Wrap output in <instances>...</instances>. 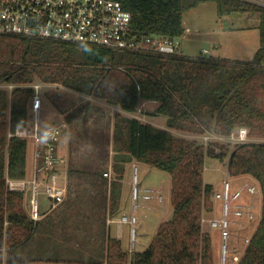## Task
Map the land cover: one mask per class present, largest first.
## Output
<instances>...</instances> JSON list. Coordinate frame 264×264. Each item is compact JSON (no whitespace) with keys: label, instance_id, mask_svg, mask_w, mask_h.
Masks as SVG:
<instances>
[{"label":"trees","instance_id":"1","mask_svg":"<svg viewBox=\"0 0 264 264\" xmlns=\"http://www.w3.org/2000/svg\"><path fill=\"white\" fill-rule=\"evenodd\" d=\"M117 1L131 14L134 33L170 38L183 35L184 12L202 2H215L220 14L224 10L257 12L259 48L251 61L240 62L201 54L140 55L0 35V86H14L11 91L0 87V264H214L212 237L203 230L214 211V188L203 179L206 158L220 162L227 158L229 177H250L257 183L262 204L257 227L253 233L239 228L249 241L244 242L237 264H264V143L235 144L230 151L217 141L205 145L170 132L227 137L246 128L249 137L264 140V7L238 0ZM34 83L64 88L119 110L112 126L109 220L121 215L122 180L132 162L170 175L172 216L159 224L143 252L129 256L121 241L109 236L101 262L24 259L4 263L3 248L22 246L38 228L26 208L25 193L9 186L10 181L27 179L29 142L16 131L33 128ZM140 102L156 103L148 115L163 117L170 131L128 116L137 112ZM40 120L41 112L39 126H47Z\"/></svg>","mask_w":264,"mask_h":264},{"label":"rangeland","instance_id":"2","mask_svg":"<svg viewBox=\"0 0 264 264\" xmlns=\"http://www.w3.org/2000/svg\"><path fill=\"white\" fill-rule=\"evenodd\" d=\"M259 20L257 12L224 10L220 14L215 2L199 3L183 14V27L189 29L184 31L181 39L183 55L207 56L203 54V51H207L210 53L207 57L249 62L259 48ZM41 100V123H66L58 152L64 158L59 172V184L66 187L67 194L64 202L52 209V202L44 193L43 185L46 180L40 179L43 185L38 188L36 201L38 214L42 216L37 220V231L20 247H4V263L24 259L101 262L106 253L107 238L115 235L117 227L122 228V248L129 256L143 252L159 224L172 216L170 175L132 162L127 166L125 178L123 177L121 216L109 220L107 205L110 182L114 175L108 170L114 154L113 116L119 110L103 101L54 86L42 87ZM156 106L154 102H140L137 112L131 116L155 128L168 130L163 117L148 115ZM67 116L70 117L69 122L65 121ZM170 132L178 137L203 142L199 136ZM27 140L31 166L32 158L34 161V145L31 138ZM249 140L257 143L264 141L251 137ZM217 142L226 145L230 151L233 149V143ZM106 171L109 173L108 177L103 175ZM33 179L34 177L28 182ZM204 179L217 188L218 192L222 191L225 181L230 182L234 190L245 184L257 186L250 177H229L227 158L222 162L206 158ZM146 190L150 191L149 199L144 198ZM24 193L26 208L30 211V187ZM243 202L251 203L255 212L260 213L261 196L255 199L244 196ZM217 203L221 211V201L218 200ZM131 215L135 217L133 232L132 226L122 220L123 216L129 218ZM220 215L221 212L214 218H219ZM231 221L226 264H235L231 263L232 255L240 257L243 253L245 236L239 232V228H249L253 233L258 219L248 221L244 218H232ZM203 230L212 237L214 264H222L219 231L211 228L207 219L203 223Z\"/></svg>","mask_w":264,"mask_h":264},{"label":"built area","instance_id":"3","mask_svg":"<svg viewBox=\"0 0 264 264\" xmlns=\"http://www.w3.org/2000/svg\"><path fill=\"white\" fill-rule=\"evenodd\" d=\"M257 7H264V0H238ZM0 35H12L23 38L48 40L61 43L94 45L117 52L140 55H156L171 57L182 55L181 36L165 37L161 35L136 34L132 29V16L117 0H0ZM204 55H209L203 51ZM44 85L34 83L31 87L34 95L31 101L33 112V128L17 129L16 135L31 138L34 145L35 172L34 179L28 181L9 182L11 189L25 192L30 187V217L37 221L38 214L36 197L40 179H45L44 193L52 202V209L62 204L66 198V187L59 184L60 167L64 158L58 152V145L66 128V123H58L48 127L39 126L42 108L41 91ZM8 90L13 85H1ZM205 145L212 141L245 144L249 140L246 128H239L227 137L215 134L202 136ZM257 143V142H256ZM260 143V142H258ZM261 143H264L262 141ZM108 177L109 173H104ZM150 191L146 190L145 199H149ZM244 196L251 199L260 197L257 186L245 184L233 189L230 182H223L220 192L213 194L215 201H221V215L209 220L211 228L219 231L222 241L221 263L226 264L230 239L232 218H244L248 221L257 219L251 203H244ZM122 220L132 226L135 217L123 216ZM249 238L244 242L248 243ZM239 257L232 255L231 263L237 264Z\"/></svg>","mask_w":264,"mask_h":264},{"label":"crops","instance_id":"4","mask_svg":"<svg viewBox=\"0 0 264 264\" xmlns=\"http://www.w3.org/2000/svg\"><path fill=\"white\" fill-rule=\"evenodd\" d=\"M184 28V27H183ZM189 31V29L188 28H184V31ZM182 37H183V35L181 36V39H182ZM184 53L182 52V55H183ZM208 54L210 55V53L208 52ZM132 114H129L128 116H131ZM132 117V116H131ZM50 125H55V124H50ZM50 125H47V126H45V127H48V126H50ZM59 146H60V144H59ZM31 168V169H30ZM34 171H35V164H34V161H33V158H32V160H31V166H30V163H29V156H27V179L26 180H24V181H30V179H32L33 177H34ZM108 171H110L111 172V170L109 169ZM108 171H106L105 173H108ZM228 172V171H227ZM204 173H205V167H204ZM204 173H203V179H204ZM104 174V173H103ZM125 178V177H124ZM11 182H17V181H11ZM123 182H124V179H123V181H122V185H123ZM204 182L205 183H207L206 181H205V179H204ZM207 184H210V185H212L211 183H207ZM213 186V185H212ZM213 188H214V193L215 192H218L217 191V188H215L214 186H213ZM213 201H214V211H213V213L210 215V217H208L207 218V220H210L211 219V217L212 218H214L215 217V215H217L219 212H221L220 211V206H219V204L217 203V201H215L214 199H213ZM216 212H217V214H216ZM42 216V215H41ZM40 216V217H41ZM121 216V215H120ZM112 237H115V238H117V239H119L120 241H121V239H122V228L121 229H119L118 227L115 229V235H113ZM122 243V242H121Z\"/></svg>","mask_w":264,"mask_h":264}]
</instances>
